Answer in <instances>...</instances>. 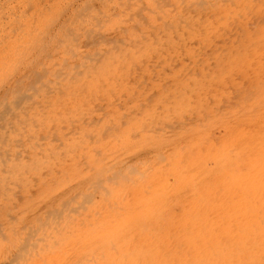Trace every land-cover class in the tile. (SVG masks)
<instances>
[{"label": "bare ground", "instance_id": "obj_1", "mask_svg": "<svg viewBox=\"0 0 264 264\" xmlns=\"http://www.w3.org/2000/svg\"><path fill=\"white\" fill-rule=\"evenodd\" d=\"M0 264H264V0H0Z\"/></svg>", "mask_w": 264, "mask_h": 264}]
</instances>
